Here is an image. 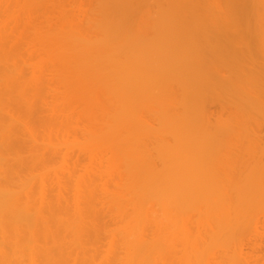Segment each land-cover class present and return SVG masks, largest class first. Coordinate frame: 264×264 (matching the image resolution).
I'll return each instance as SVG.
<instances>
[{
    "label": "bare ground",
    "instance_id": "6f19581e",
    "mask_svg": "<svg viewBox=\"0 0 264 264\" xmlns=\"http://www.w3.org/2000/svg\"><path fill=\"white\" fill-rule=\"evenodd\" d=\"M0 264H264V0H0Z\"/></svg>",
    "mask_w": 264,
    "mask_h": 264
}]
</instances>
